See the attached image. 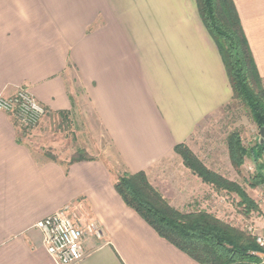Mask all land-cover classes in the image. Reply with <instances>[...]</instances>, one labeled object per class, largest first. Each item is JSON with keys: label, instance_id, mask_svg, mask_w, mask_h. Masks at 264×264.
Wrapping results in <instances>:
<instances>
[{"label": "crops", "instance_id": "obj_1", "mask_svg": "<svg viewBox=\"0 0 264 264\" xmlns=\"http://www.w3.org/2000/svg\"><path fill=\"white\" fill-rule=\"evenodd\" d=\"M232 1L264 84V0ZM73 78L112 159L37 158L0 110V264H54L36 224L63 209L86 230L77 264H196L114 190L123 173L174 171V147L231 101L196 1L0 0V98L25 89L67 115Z\"/></svg>", "mask_w": 264, "mask_h": 264}, {"label": "trees", "instance_id": "obj_2", "mask_svg": "<svg viewBox=\"0 0 264 264\" xmlns=\"http://www.w3.org/2000/svg\"><path fill=\"white\" fill-rule=\"evenodd\" d=\"M200 20L221 58L232 92L248 110L259 129L264 128V84L258 74L247 40L232 0H195ZM59 116L65 113H59ZM263 146L256 148L257 162ZM174 153L183 166L202 183L215 191L232 193L247 217L259 212L258 205L242 187L208 170L184 144L176 145ZM227 151L232 166L239 168L247 155L239 136L232 132L227 137ZM54 160L51 156H47ZM87 160L80 154L70 163ZM263 166L249 181L250 188L264 184ZM114 190L162 239L191 258L196 264H264V247L256 237L244 234L220 222L206 212L181 213L169 206L147 180L144 172L122 174Z\"/></svg>", "mask_w": 264, "mask_h": 264}, {"label": "rangeland", "instance_id": "obj_3", "mask_svg": "<svg viewBox=\"0 0 264 264\" xmlns=\"http://www.w3.org/2000/svg\"><path fill=\"white\" fill-rule=\"evenodd\" d=\"M72 73L74 77V72ZM73 81L71 87L75 97L71 113L67 115L47 116V110L44 108L45 113L38 117L37 122L28 124L14 115L18 106V104L15 105L14 99L18 92L4 98L3 103L11 106L10 110L17 123L20 137L35 157L51 156L56 160L68 161L80 154L89 159L101 157L111 160L112 152L108 140L76 79L73 78ZM232 132L238 134L247 152L239 168L232 166L227 151V137ZM261 140L260 129L251 119L246 107L238 101L231 100L197 128L187 146L208 170L237 183L254 200L259 212H252L247 217L242 214V209L238 206V198L234 194L215 191L209 185L202 183L183 166L182 160L176 154L174 171L161 169L158 173V181L152 184L153 182L150 183L147 180L170 207L181 213L206 212L225 225L260 239L264 247V184L253 189L248 186V181L257 174L259 166H263L261 172L264 174V149L260 152L258 161H254L256 148L264 147ZM179 164L183 167L181 168ZM181 179H185V184L181 183ZM187 188L191 189L189 193Z\"/></svg>", "mask_w": 264, "mask_h": 264}, {"label": "built area", "instance_id": "obj_4", "mask_svg": "<svg viewBox=\"0 0 264 264\" xmlns=\"http://www.w3.org/2000/svg\"><path fill=\"white\" fill-rule=\"evenodd\" d=\"M17 92L14 102L18 106L14 115L28 124H35L38 117L45 113L44 108L25 89H19ZM3 100L4 98L1 97L0 110L12 114L11 106L5 105ZM36 228L41 232L44 250L54 264H77L81 260L83 256L81 244L86 230L72 220L67 209L41 220L36 224ZM88 231L98 238L101 237L100 231L94 224H89ZM257 242L263 245L260 239H257Z\"/></svg>", "mask_w": 264, "mask_h": 264}, {"label": "water", "instance_id": "obj_5", "mask_svg": "<svg viewBox=\"0 0 264 264\" xmlns=\"http://www.w3.org/2000/svg\"><path fill=\"white\" fill-rule=\"evenodd\" d=\"M260 135H261V138H262L261 143H264V128L260 129Z\"/></svg>", "mask_w": 264, "mask_h": 264}]
</instances>
